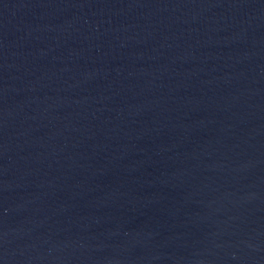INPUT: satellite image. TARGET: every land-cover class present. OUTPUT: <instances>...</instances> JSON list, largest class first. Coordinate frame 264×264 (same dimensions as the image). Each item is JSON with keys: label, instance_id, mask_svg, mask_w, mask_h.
<instances>
[{"label": "water", "instance_id": "obj_1", "mask_svg": "<svg viewBox=\"0 0 264 264\" xmlns=\"http://www.w3.org/2000/svg\"><path fill=\"white\" fill-rule=\"evenodd\" d=\"M0 264H264V0H0Z\"/></svg>", "mask_w": 264, "mask_h": 264}]
</instances>
